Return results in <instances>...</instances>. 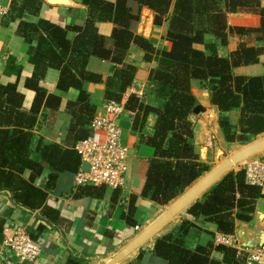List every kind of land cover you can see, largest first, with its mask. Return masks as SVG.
<instances>
[{
	"label": "trees",
	"instance_id": "obj_1",
	"mask_svg": "<svg viewBox=\"0 0 264 264\" xmlns=\"http://www.w3.org/2000/svg\"><path fill=\"white\" fill-rule=\"evenodd\" d=\"M42 1L13 0L12 10L19 2L18 13L37 15ZM130 3L135 5L136 12ZM82 5L86 7V18L81 27H60L39 20L35 26L22 23L18 29L24 41L32 43L35 37L37 45L29 54L33 74L24 83L35 94L30 109L22 108L24 97L17 83L0 84V193H8L14 206L39 211L43 220L54 224L59 219L58 213L47 206L46 200L49 194L56 193L62 177L73 178L72 186L78 197L104 196L105 188L77 186L74 178L82 166L75 146L91 137L90 124L97 116L87 85L101 80L87 66L91 57L110 62L114 70L105 80L104 102L120 103L136 73L133 65L123 63L131 44L142 49L146 63H156L148 76L154 103L144 104V99L130 95L124 104L127 111L135 114L132 132L137 134L138 142L152 150L141 198L167 206L211 169L194 152L193 123L189 116L197 102L191 93L192 80L207 87L210 103L218 108L217 125L224 145L245 146L264 133V75L244 76L234 72L239 67L259 63L264 55V8L259 0H115L114 3L82 0ZM143 8L153 12L154 25H161L164 19L167 22L168 50H156L131 31V24L139 20ZM238 10L256 12L259 27H234L229 28V33L253 36L254 44H248L251 39L242 41L234 52L220 55L219 47L226 44V15ZM104 22L114 26L109 37L96 28L97 23ZM68 31L77 33L72 41L66 38ZM208 35L213 37L210 42L205 39ZM196 45H203L204 51L196 49ZM11 61L9 58L3 73H15L18 77L20 67ZM49 68L59 72L58 91H77L76 100L67 104L68 132L62 144L46 143L33 134L41 109H56L59 105V98L47 95L39 85ZM149 115H154L155 121L147 131L145 123ZM45 170L46 182L36 184ZM119 193L113 191L112 205ZM261 198H264L262 189L247 184L243 168L231 170L191 204L186 214L214 226L222 236H234L237 222L252 221ZM135 201V197L129 198L120 217L132 227L137 225ZM5 228V220L0 217L1 242ZM43 229L41 225L26 229L38 247ZM194 231L201 233L192 222L180 220L173 231L155 240L153 255L165 264H243L236 250L214 244L213 238L190 247L186 239ZM214 251L222 254L221 260L212 257ZM143 256L139 252L126 264H142ZM65 264L86 263L73 256Z\"/></svg>",
	"mask_w": 264,
	"mask_h": 264
},
{
	"label": "crops",
	"instance_id": "obj_2",
	"mask_svg": "<svg viewBox=\"0 0 264 264\" xmlns=\"http://www.w3.org/2000/svg\"><path fill=\"white\" fill-rule=\"evenodd\" d=\"M102 1L115 2V0ZM259 1L260 6L264 8V0ZM12 2L13 0H0V6L6 12V15L0 21V84L9 85L17 83V89L24 97L22 108L28 111L35 94L32 90L25 88L24 83L31 77L34 71L33 65L29 62V54L31 53V49L36 47L37 41L34 37L32 43H27L18 33V29L22 23L35 26L39 20L50 21L60 27H81L86 18V7L82 5V0H51L50 2L43 0L38 14L33 15L26 11L18 13L17 8H20L21 4L19 2H17L15 9L12 10ZM129 6L136 12L134 4L130 3ZM153 22V12L143 8L140 12L139 20L131 24V31L133 34L139 35L149 41L156 50H168L170 43L166 40L167 22L165 23V19L161 25H154ZM259 24L260 18L256 12L238 10L236 13H228L226 15L227 29L225 30L227 35L226 44L219 47V54L223 56L229 55L237 49L238 44L242 41L247 42V40L251 39L248 44H254V40L251 38L253 36H250V38L248 36L240 37L234 32L229 33V28L256 29L259 27ZM96 28L101 35L109 37L114 26L110 22H104L97 23ZM76 35L75 31H68L66 38L72 41ZM205 39L210 42L213 40V37L208 35L205 36ZM259 45L262 44L260 43ZM195 48L204 51L203 45H196ZM143 57L144 52L142 49L135 44H131L123 63L133 65L136 68V73L132 85L127 89L122 99V103L124 104L130 95L144 99V104L154 103V95L150 91L152 85L148 83V76L156 63L155 61L146 63ZM9 58L12 59L11 62H13L15 67H20L18 77L15 73H3ZM87 70L100 76L101 81L99 83H89L87 85L90 102L95 106L96 115H100L103 113L105 80L112 74L114 69L109 61L91 57L88 61ZM234 72L235 74L244 76L264 75V55L260 56L259 63L239 67ZM58 77L59 72L53 68H49L46 70L43 79L39 82L40 87L46 91L47 95L51 94L59 98V105L56 109H41L33 129V134L36 138H41L46 143L62 144L66 140L68 132L69 118L67 115V104L76 100L77 91L74 89H70L67 92L58 91L56 89ZM191 93L195 97L197 104L204 107L213 106L210 103L207 87L202 86L199 81H191ZM134 115L133 112L128 111L122 114L118 120V125L121 128V143L128 150V158L125 187L124 190L120 191L114 205L110 202L113 191L105 190L104 196L101 199L87 196L78 197L76 196V188L72 186L73 178L62 177L59 179L56 193L49 194L46 200L47 206L58 213L59 219L52 224L43 220L40 217L39 211L30 212L14 206L8 193H0V217L5 220L6 227L22 226L25 229H34L38 225H41L44 228L38 239L40 254L34 262L27 264H65L68 258L73 256L86 264H105L164 212V210L159 209L166 206H157L140 197L146 179L148 162L152 157V150L140 144L137 140V134L132 132ZM189 119L193 123L194 152L198 155L200 161L208 164V156L213 150L212 143L215 140L217 141L216 145L220 146L221 149L228 148V145L223 144L217 123L207 126L201 120H196L192 114L189 116ZM154 121V115H149L145 123L147 131L151 129ZM262 138H264V133L256 137L252 143L259 141V139L262 140ZM245 146L235 145L229 149H236L235 152H237ZM251 160L264 163V152L243 161L242 164L248 163V161L251 162ZM210 167L211 171L213 167ZM200 179L186 189L184 193ZM46 180L47 171L45 170L36 184H42ZM262 193L264 194V188H262ZM130 197L136 198L134 220L137 222V225L135 227L124 224L120 218L123 210L127 208L126 206ZM180 197L170 204L172 205ZM186 210L179 214V218L174 225L169 224L172 219L156 234L155 239L147 241L137 251L135 256H129L121 264L131 262L139 252H143L144 255L142 264H165L153 255L154 242L157 238L173 231L182 219L192 222L196 228L201 229V233L194 231L191 233L190 238L186 239V243L190 247L193 248L199 241L204 242L210 238H213L214 244H216L215 236L218 233L215 231L214 226L204 224L199 219H193V217L186 214ZM255 210L264 213V198L258 200ZM252 222L253 219L250 224ZM136 227H139V231L135 230ZM233 237L236 238L235 234ZM9 256L10 252L2 247L0 241V264H6ZM212 257L221 260L222 254L214 251Z\"/></svg>",
	"mask_w": 264,
	"mask_h": 264
},
{
	"label": "built area",
	"instance_id": "obj_3",
	"mask_svg": "<svg viewBox=\"0 0 264 264\" xmlns=\"http://www.w3.org/2000/svg\"><path fill=\"white\" fill-rule=\"evenodd\" d=\"M6 15L0 6V21ZM128 111L124 103L104 102L103 113L97 115L90 124L92 135L75 146L81 163L88 165V171L81 167L75 176L77 186L103 187L106 190H124L127 174L128 150L121 143L120 116ZM247 184L264 188V163L251 161L245 163ZM139 231V227L135 228ZM215 243L236 250L243 264H264L263 249H242L233 236H215ZM2 247L10 252L6 264H27L34 262L40 248L29 238L22 226H9L3 232Z\"/></svg>",
	"mask_w": 264,
	"mask_h": 264
},
{
	"label": "water",
	"instance_id": "obj_4",
	"mask_svg": "<svg viewBox=\"0 0 264 264\" xmlns=\"http://www.w3.org/2000/svg\"><path fill=\"white\" fill-rule=\"evenodd\" d=\"M49 1V0H48ZM50 2V1H49ZM196 120H201L207 126L216 124L219 111L216 106L204 107L197 104L191 113ZM264 152V139L251 143L232 154L229 158L222 161L209 173L202 177L194 186L184 193L177 201L164 211L150 225L145 227L132 241H130L120 252L105 264H121L129 256H135L137 251L150 239H155L156 234L167 225L174 217L179 215L210 187L218 182L225 174L243 161ZM82 171H88V165L83 163ZM236 240L242 249H263L264 248V213L254 211L253 222H237Z\"/></svg>",
	"mask_w": 264,
	"mask_h": 264
},
{
	"label": "rangeland",
	"instance_id": "obj_5",
	"mask_svg": "<svg viewBox=\"0 0 264 264\" xmlns=\"http://www.w3.org/2000/svg\"><path fill=\"white\" fill-rule=\"evenodd\" d=\"M190 121H191V119H189ZM192 122V121H191ZM263 137V136H262ZM262 139H264V138H262ZM260 140V139H259ZM216 140L214 141V143H212L213 145H212V147H213V150H212V152H210V154H209V159H208V164L210 165V166H212L213 168L215 167V166H217L218 164H220L222 161H224L225 159H227V158H229L232 154H234L235 153V151H236V149H229L230 147H225L224 149H221L220 148V146H218V145H216ZM239 148V147H238ZM237 148V149H238ZM204 149V148H203ZM217 151V152H216ZM204 152V151H203ZM213 152H216V153H213ZM251 161H253V160H251ZM249 162V161H248ZM256 162V161H255ZM243 167H245V163H240L239 165H237L236 167H234L232 170H239L238 168H243ZM212 168V169H213ZM171 205V204H170ZM169 205V206H170ZM169 206H166L165 208H161V209H159V210H164V211H166L168 208H169ZM181 214V213H180ZM179 218V215H177L176 217H174V219L169 223L170 225L172 224V225H174L175 224V222H176V220Z\"/></svg>",
	"mask_w": 264,
	"mask_h": 264
},
{
	"label": "bare ground",
	"instance_id": "obj_6",
	"mask_svg": "<svg viewBox=\"0 0 264 264\" xmlns=\"http://www.w3.org/2000/svg\"><path fill=\"white\" fill-rule=\"evenodd\" d=\"M49 1H51V0H49Z\"/></svg>",
	"mask_w": 264,
	"mask_h": 264
}]
</instances>
